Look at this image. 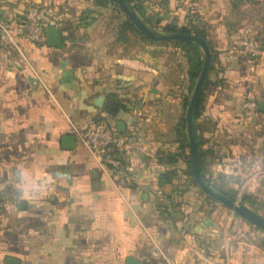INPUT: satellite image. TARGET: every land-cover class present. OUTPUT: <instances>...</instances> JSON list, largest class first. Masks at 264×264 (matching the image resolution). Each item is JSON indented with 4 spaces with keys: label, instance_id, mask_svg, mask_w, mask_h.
<instances>
[{
    "label": "crops",
    "instance_id": "crops-1",
    "mask_svg": "<svg viewBox=\"0 0 264 264\" xmlns=\"http://www.w3.org/2000/svg\"><path fill=\"white\" fill-rule=\"evenodd\" d=\"M140 1L162 25L203 31L215 52L196 119L203 178L264 202V111L241 120L244 100L264 104V55L226 59L251 2ZM29 3L57 21L62 48L18 35ZM0 22L28 61L0 33V264H198L193 250L264 264V233L206 200L183 174V157L174 166L163 158L176 150L174 127L191 95L179 47L133 33L120 42V19L96 0H0ZM100 97L120 103L115 117L95 105ZM88 120L124 124L126 176L102 169L77 143L62 146ZM169 169L177 179L158 186Z\"/></svg>",
    "mask_w": 264,
    "mask_h": 264
},
{
    "label": "built area",
    "instance_id": "built-area-1",
    "mask_svg": "<svg viewBox=\"0 0 264 264\" xmlns=\"http://www.w3.org/2000/svg\"><path fill=\"white\" fill-rule=\"evenodd\" d=\"M48 27H57L55 19H48L42 9L28 4L25 11V21L20 28L19 36L30 44L42 45L46 42L45 31ZM261 25L257 22L245 23L240 29V35L235 46L226 54L227 60L240 57L245 60H254L264 55V39L259 31ZM0 33L7 45L13 47L21 61L28 65L26 53L18 44L17 37L13 36L11 30L0 22ZM258 101L246 99L241 105V120L243 125L250 123L257 113ZM72 134L76 143L82 146L102 169L126 176L130 173V167L122 162L121 153L124 140L118 131L103 121L88 120L82 129L72 127ZM241 195H236L239 202ZM233 213H230V217ZM154 253L159 255L155 248ZM192 255L198 264H230L226 258L218 257L216 260L207 254L193 250ZM170 264V263H168Z\"/></svg>",
    "mask_w": 264,
    "mask_h": 264
},
{
    "label": "water",
    "instance_id": "water-1",
    "mask_svg": "<svg viewBox=\"0 0 264 264\" xmlns=\"http://www.w3.org/2000/svg\"><path fill=\"white\" fill-rule=\"evenodd\" d=\"M118 7L121 9L125 17L131 22V24L142 33L148 40L155 43H171V42H184L195 44L199 47L202 54V68L198 79L194 85L192 93L190 95L188 105L185 111V124H186V136L188 143V154L190 171L193 180L199 190L208 198L214 200L218 204L228 209L231 213L258 229L264 233V219L258 214L254 213L239 202L231 201L214 190L207 184L200 171L199 156H198V138L196 131V111L199 104L200 95L203 90L204 83L207 79L209 67L211 65V53L207 43L194 35H186L180 33H164L156 31L146 26L136 13L130 9L126 0H115ZM46 42L49 47L62 48L63 39L59 29L54 27H48L45 31ZM95 105L101 108L107 115L115 117L119 111L120 103L118 101L109 100L104 97L98 98ZM257 111H264V104L258 103ZM116 130L121 132L124 130V124L117 122ZM62 146L68 149H74L76 146V139L73 135H65L62 137ZM5 264H19L17 259L10 257L5 258ZM127 264H138L133 258H126Z\"/></svg>",
    "mask_w": 264,
    "mask_h": 264
},
{
    "label": "trees",
    "instance_id": "trees-1",
    "mask_svg": "<svg viewBox=\"0 0 264 264\" xmlns=\"http://www.w3.org/2000/svg\"><path fill=\"white\" fill-rule=\"evenodd\" d=\"M128 3L130 9H132L136 15L140 18V20L149 28L154 29L156 31L164 32V33H180V34H186V35H194L196 37H199L203 39L210 50L211 53V65L216 57L215 52L211 49L207 42L206 35L203 33V31L198 30L197 28L190 27V26H177L172 23H166L164 25L161 24V20L156 19L155 17L146 14L145 8L140 0H126ZM107 4L112 5L116 18L120 19V24L117 28V37L120 42H125V35L126 33H133L139 36L142 40L148 42V43H155L153 41L148 40L142 33H140L132 24L131 22L125 17L121 9L116 4L115 0H96V5L98 6H106ZM264 39V38H263ZM159 44H167V43H159ZM175 47H179L181 51L184 54V57L187 61V77L189 81V94L192 93V90L194 88V85L198 79V76L200 74L203 60H202V54L195 44L191 43H184V42H171L169 43ZM210 65L209 70L212 68ZM207 83V80L204 83L203 90L205 89V85ZM202 93L200 95L198 108L196 111V119L199 117L202 109V104L204 101L205 94ZM189 99L186 98L184 102V106L187 107ZM123 108V107H122ZM175 143H176V150L175 152H169L167 154L163 155V158L166 159L167 164L174 166L180 158H184L185 164L187 166L186 170L184 171V175L189 180L190 184L197 188V185L195 184L191 171H190V164H189V154H188V143H187V136H186V124H185V115L180 118V120L176 123L175 127ZM200 146L201 142L198 139V156L200 157ZM200 171L202 176H204L203 171L200 166ZM178 173L176 169H169L161 174H159L157 178V184L158 186H165V185H171L173 182L177 179ZM208 185H210L214 190L219 192L221 195L226 197L227 199L231 201H236V192L234 191H221V189H218L214 185L210 183L209 180L205 179ZM200 191V190H199ZM182 193V191H178ZM200 193L204 196V194L200 191ZM206 200L211 201L212 203H217L214 200L204 196ZM239 203L241 205H244L251 211L257 214L258 211L262 210L264 207V202H261L259 199L254 197L253 195L243 194L239 198ZM218 204V203H217Z\"/></svg>",
    "mask_w": 264,
    "mask_h": 264
},
{
    "label": "rangeland",
    "instance_id": "rangeland-1",
    "mask_svg": "<svg viewBox=\"0 0 264 264\" xmlns=\"http://www.w3.org/2000/svg\"><path fill=\"white\" fill-rule=\"evenodd\" d=\"M249 2H251V8L246 14L249 17L246 23L252 21L264 26V0H249ZM261 31L262 29L260 28L258 32L262 33ZM262 216L264 218V212H262Z\"/></svg>",
    "mask_w": 264,
    "mask_h": 264
}]
</instances>
